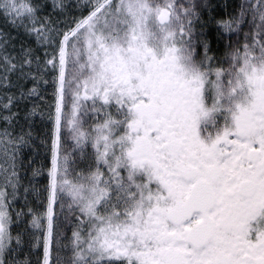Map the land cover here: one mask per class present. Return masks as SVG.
I'll use <instances>...</instances> for the list:
<instances>
[{"label":"snow or ice","instance_id":"1","mask_svg":"<svg viewBox=\"0 0 264 264\" xmlns=\"http://www.w3.org/2000/svg\"><path fill=\"white\" fill-rule=\"evenodd\" d=\"M0 264H264V0H0Z\"/></svg>","mask_w":264,"mask_h":264},{"label":"rangeland","instance_id":"2","mask_svg":"<svg viewBox=\"0 0 264 264\" xmlns=\"http://www.w3.org/2000/svg\"><path fill=\"white\" fill-rule=\"evenodd\" d=\"M216 3H222L223 0H215Z\"/></svg>","mask_w":264,"mask_h":264}]
</instances>
